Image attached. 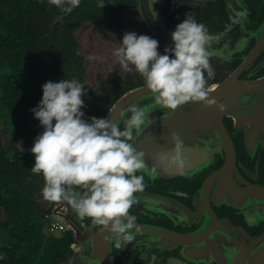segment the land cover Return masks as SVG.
Instances as JSON below:
<instances>
[{
    "label": "trees",
    "instance_id": "1",
    "mask_svg": "<svg viewBox=\"0 0 264 264\" xmlns=\"http://www.w3.org/2000/svg\"><path fill=\"white\" fill-rule=\"evenodd\" d=\"M83 0L66 12L49 0H0V264H58L70 252V232H49L51 211L42 196L44 179L31 169L35 138L43 132L31 111L42 86L62 79L85 85L84 119L103 118L124 93L145 86L124 71L114 51L128 32L169 46L141 20L135 0ZM93 59H89V57ZM214 66L208 84L219 80ZM4 138H7L6 143Z\"/></svg>",
    "mask_w": 264,
    "mask_h": 264
},
{
    "label": "flooded vegetation",
    "instance_id": "2",
    "mask_svg": "<svg viewBox=\"0 0 264 264\" xmlns=\"http://www.w3.org/2000/svg\"><path fill=\"white\" fill-rule=\"evenodd\" d=\"M226 2L227 8L222 0H175L173 8H161L173 27L189 14L214 37L209 50L217 56L210 58V64L221 70V76L208 88L233 74L254 50L255 60L241 70L238 79L264 76L259 68L264 60V32L255 34L264 21V0ZM223 125L233 144L234 165L225 166L223 143L205 142L223 139L212 129L186 133L191 140L185 146L202 148L207 161L176 170L172 176L164 168L161 174L143 175V193L161 197V212L148 207L143 215L133 206L130 214L138 225L161 228V242L151 234L139 235L136 228L135 239L117 248L113 234L116 264H264V133L249 123L234 126L227 117ZM87 225L99 227L91 221Z\"/></svg>",
    "mask_w": 264,
    "mask_h": 264
},
{
    "label": "clouds",
    "instance_id": "3",
    "mask_svg": "<svg viewBox=\"0 0 264 264\" xmlns=\"http://www.w3.org/2000/svg\"><path fill=\"white\" fill-rule=\"evenodd\" d=\"M49 3L70 13L80 0H49ZM98 6H105L100 0ZM172 45L158 52V40L148 35L125 33L114 56L124 71L133 67L154 94V102L176 111L188 102L215 104L209 99L208 79L213 76L210 45L214 39L204 24L186 14L171 33ZM93 59V57H89ZM43 96L31 111L40 121L43 132L34 141L31 152L35 164L31 171L42 174V196L49 202H66L78 217L90 219L102 231L115 234L116 247L122 248L136 236V216L130 211L138 202L134 194L143 193L146 184L145 153L129 143L135 132L143 131L144 109L133 106L123 129L109 118L84 119L81 110L85 85L72 79L48 81L42 86ZM150 141V136H145ZM172 154L157 152L160 165L182 171L187 160L182 154L184 142L171 134ZM79 189V191L77 190Z\"/></svg>",
    "mask_w": 264,
    "mask_h": 264
},
{
    "label": "water",
    "instance_id": "4",
    "mask_svg": "<svg viewBox=\"0 0 264 264\" xmlns=\"http://www.w3.org/2000/svg\"><path fill=\"white\" fill-rule=\"evenodd\" d=\"M174 1L135 0L141 20L168 45L173 43L171 33L175 30V27L161 14V8H173ZM193 1L211 2L218 0ZM222 1L226 3L225 6L227 8L226 0ZM81 2L83 0H80ZM68 14L65 13L62 16H58L56 21L60 24L62 19ZM263 32L264 21L258 31L255 32L256 37ZM212 51L214 52L213 57H216L217 52ZM254 52L255 50L251 52L233 74L209 88V99L215 101V104L211 106H205L202 102H188L176 111L165 109L155 104L154 94L146 85L124 93L112 104L103 118L115 121L121 127V130L123 129V121L131 116V107L137 106L146 112V122L142 126L143 131L137 133L134 130V137L129 141L136 147L137 151L145 153L147 166L144 170L137 173L138 175L161 174L163 168L169 176L176 173V169L162 166L155 159L157 152L167 151L170 155L172 154L174 148L171 141L172 133L178 134L179 137L181 135L180 139L184 142L182 154L187 160V166L203 165L208 159V154L202 151V148H189L185 144L191 140L186 138L188 136L186 133L194 131L199 133L206 129H212L214 133L220 135L223 139H208L205 142L208 144L209 142L210 144L211 142L216 144L223 143L227 155L225 166L232 167L234 165L235 152L224 128L223 118L227 117L234 126L249 123L252 129L264 133V76L257 80L238 79L241 70L248 63L255 60ZM260 67L264 69V60L260 62ZM244 101H252L253 105H240ZM146 135L151 137L150 141L144 139ZM209 149L211 150V148ZM77 190L79 191V189ZM134 195L138 197V202L133 206L138 208L143 215L146 214L148 207L161 212V197L145 193H136ZM48 208L54 219L65 225V230L70 232L73 239L69 254L58 264H116L112 252L113 234L102 231L101 226L95 229L92 225H87L90 219L84 218L81 220L75 210L70 205H66L65 202L55 203L48 201ZM69 209H72L70 213L71 219L68 216ZM134 226L138 229L137 233L139 235L148 236L151 234L160 238L161 242V228H150L138 225L135 222Z\"/></svg>",
    "mask_w": 264,
    "mask_h": 264
},
{
    "label": "built area",
    "instance_id": "5",
    "mask_svg": "<svg viewBox=\"0 0 264 264\" xmlns=\"http://www.w3.org/2000/svg\"><path fill=\"white\" fill-rule=\"evenodd\" d=\"M54 217L51 215V223H50V228L49 230L51 231H63L65 230V225L60 222V221H57L56 219H53Z\"/></svg>",
    "mask_w": 264,
    "mask_h": 264
},
{
    "label": "rangeland",
    "instance_id": "6",
    "mask_svg": "<svg viewBox=\"0 0 264 264\" xmlns=\"http://www.w3.org/2000/svg\"><path fill=\"white\" fill-rule=\"evenodd\" d=\"M0 78H1V74H0ZM7 138H4V142L6 143ZM47 201V200H46ZM47 205H48V201H47ZM54 219V218H53ZM49 232L53 233L55 236H58L60 234L61 231H51L49 230Z\"/></svg>",
    "mask_w": 264,
    "mask_h": 264
}]
</instances>
